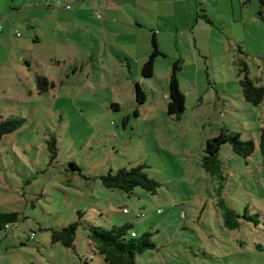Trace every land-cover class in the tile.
<instances>
[{
	"label": "rangeland",
	"instance_id": "rangeland-1",
	"mask_svg": "<svg viewBox=\"0 0 264 264\" xmlns=\"http://www.w3.org/2000/svg\"><path fill=\"white\" fill-rule=\"evenodd\" d=\"M76 1L52 0L51 7L65 10ZM26 2L7 1L0 11V16L15 13L6 22L0 17L6 34L0 41V75L12 76L11 83L0 82V120L26 119L0 139V211L20 214L16 224L0 230V264H107L84 225L77 230L74 247L52 241L50 228L78 219L79 210L84 222H131L138 233L151 231L156 246L139 254L137 264H264V101L254 104L245 98L240 64L243 60L250 77L264 86L259 0L205 3L219 32L210 40L208 31H201L196 46L194 37L193 46L184 44L185 61L178 71L184 99L180 109L172 107L178 94L170 86L173 56L179 55L176 45L168 58H160L152 77L138 76L136 65L132 77L120 71L103 73L98 61L87 59L81 49L89 39L73 34L72 26L58 35L42 18L50 29L41 30V41L29 42L35 28L27 19L33 11L19 8ZM190 6L194 11L189 13L207 27L199 17L203 5ZM178 12L172 19L184 28L186 12L181 7ZM185 32L189 35V28ZM34 54L39 62L32 59ZM21 56L31 59V65ZM40 74L56 85L40 91ZM136 79L147 93L143 103L136 96ZM222 128L255 142L247 157L229 142L221 146L225 180L201 165L208 139ZM53 135L54 157L48 148ZM141 163L160 182L158 193L142 186L131 192L109 188L101 180L102 174ZM220 197L240 213L239 227L226 226ZM32 232L36 236L30 239Z\"/></svg>",
	"mask_w": 264,
	"mask_h": 264
},
{
	"label": "crops",
	"instance_id": "crops-1",
	"mask_svg": "<svg viewBox=\"0 0 264 264\" xmlns=\"http://www.w3.org/2000/svg\"><path fill=\"white\" fill-rule=\"evenodd\" d=\"M7 1L12 3L14 0H0V11L6 9ZM30 1L33 0H28L24 5L19 4L20 9L25 8L33 11L32 16L27 19L30 24L29 27L35 28L34 34L32 31L29 34V42L41 41V30L47 31L50 29V27L42 24V18L53 24L58 35L66 32L67 26H72L73 34L76 35L77 33L82 40L86 37L89 39L87 43L85 40L82 41L84 45L81 49L87 51V59L98 61V69L102 70L103 73L109 72L112 75L118 74V71H120L124 72L127 77H132L134 76L133 66L136 65L140 72L138 76L147 78L156 74L160 58H168L169 52H175L172 50L175 45L179 55L175 54L176 56H173L172 63L174 64L176 60L180 59L182 69L185 61L184 44H188L187 48H190L191 44L193 46L194 37V46H196L199 37L202 40L201 31L205 30L210 34V40L217 39L215 32H219L217 29L219 25L215 16H213L214 14L209 11V6L206 7L205 3L215 1L220 5L227 0H78L74 6L65 7V10L51 7L54 6L52 0H47L46 3H44V0H34L35 5H31ZM192 2H196L197 8L199 4L203 5L204 12L202 14L205 13L209 20L201 14L199 17L202 22L207 24L208 28L206 25H199V18L194 16V12L189 13L192 10L190 6ZM179 7L186 12V23L183 25L185 29L182 26L180 28L179 24L172 19L173 15H180L178 12ZM14 14V12L9 11L0 17L6 22ZM16 23L11 25L14 27ZM0 24L2 25L0 41H2L6 34H4L5 26L3 22H0ZM186 27L189 28V35L188 32H185ZM198 30H200L199 33ZM180 37L184 38V42H181ZM85 45L87 46L85 47ZM21 57L23 58V56ZM32 59L39 62L40 57L34 54ZM23 60L27 65H31V59L24 57ZM173 64L170 73L171 81ZM75 70H77V66ZM92 71L94 72L95 69H92ZM11 77L8 74L0 75V82L11 83ZM177 79L180 86L178 72ZM53 81L55 82V80ZM135 91L137 99L139 96L143 97V100L139 103L147 100V93L140 80L137 79Z\"/></svg>",
	"mask_w": 264,
	"mask_h": 264
},
{
	"label": "trees",
	"instance_id": "trees-1",
	"mask_svg": "<svg viewBox=\"0 0 264 264\" xmlns=\"http://www.w3.org/2000/svg\"><path fill=\"white\" fill-rule=\"evenodd\" d=\"M259 2L260 9L257 14L264 24V0H259ZM202 16L209 20L205 13ZM240 64L241 70L245 73L241 80L244 96L248 101L260 104L264 101V86L257 85L250 77L248 67L243 60L240 61ZM181 66L180 59L174 62L171 81V86L176 88L174 89L175 94H178V97L173 101L172 107L178 106V108L184 103L183 96L179 95L181 92H179L177 79V72L181 69ZM37 85L41 91L48 89L49 86H55V82L46 75L40 74L37 76ZM142 100L143 97L139 96L138 101ZM179 109H177L178 112L180 111ZM25 121L24 117H7L0 120V139L4 135L20 128ZM227 142L232 145L236 153L244 157L251 155L255 150V142L252 139L245 140L240 132L230 131L228 128H222L218 135L208 139L205 153L201 159V165L219 180L226 179L219 152L221 146ZM48 148L53 153L52 157H54L57 151V137L55 135L48 140ZM261 153L264 160V124L261 127ZM70 165L74 169H79L77 163L70 162ZM145 167V163L132 166L131 168L121 167L116 172L110 171L102 174L101 180L109 188H120L131 192L136 186H142L151 193L156 194L161 184L156 178L148 175ZM221 188H223L222 182ZM218 205L222 209L226 226L237 228L241 225L240 213L229 205L224 197H220ZM125 212H129V209L125 208ZM140 213L138 212L137 216H140ZM78 214V219L73 220L68 225L50 228L53 242H60L66 247H74L77 230L81 225H84L95 250L105 257L107 264H137V256L139 254L156 246L152 239L153 233L151 231L147 230L138 233L131 222L112 226L95 225L84 222V211L79 210ZM19 217L20 214L17 211H0V230L7 231L8 228L18 222ZM35 236L36 233L32 232L29 238H35Z\"/></svg>",
	"mask_w": 264,
	"mask_h": 264
},
{
	"label": "built area",
	"instance_id": "built-area-1",
	"mask_svg": "<svg viewBox=\"0 0 264 264\" xmlns=\"http://www.w3.org/2000/svg\"><path fill=\"white\" fill-rule=\"evenodd\" d=\"M66 7H68V8H69V7H70V5H69V4H67V5H66ZM1 29H2V25L0 24V30H1ZM17 34L19 35V34H20V31H18V32H17ZM134 234H135V232H134Z\"/></svg>",
	"mask_w": 264,
	"mask_h": 264
}]
</instances>
